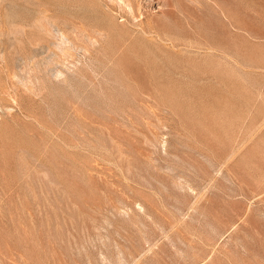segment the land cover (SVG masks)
Segmentation results:
<instances>
[{
    "label": "rangeland",
    "instance_id": "rangeland-1",
    "mask_svg": "<svg viewBox=\"0 0 264 264\" xmlns=\"http://www.w3.org/2000/svg\"><path fill=\"white\" fill-rule=\"evenodd\" d=\"M120 1L0 0V264H264V0Z\"/></svg>",
    "mask_w": 264,
    "mask_h": 264
},
{
    "label": "bare ground",
    "instance_id": "bare-ground-1",
    "mask_svg": "<svg viewBox=\"0 0 264 264\" xmlns=\"http://www.w3.org/2000/svg\"><path fill=\"white\" fill-rule=\"evenodd\" d=\"M122 1H123L124 5L127 6V7L129 8V2H130L131 0H122ZM122 1H120V2H122ZM120 2H119V3H120ZM119 5H120V4H119ZM122 7H123V6H122ZM108 31H109V32H112V29H110V30H108ZM60 32H61V31H60ZM61 35L64 36V38L68 41V37H67L64 33L61 32ZM61 35H60V36H61ZM62 36H61V37H62ZM64 38H63V39H64ZM63 39H62V40H63ZM69 39H70V37H69ZM66 40H64V41H66ZM70 42H71V41H70ZM62 43H63V42H62ZM68 43H69V42H68ZM91 43H92V42H91ZM63 45H64V44H63ZM62 47H63V46H62ZM71 48H72V47H71ZM69 51H70V50H69Z\"/></svg>",
    "mask_w": 264,
    "mask_h": 264
}]
</instances>
